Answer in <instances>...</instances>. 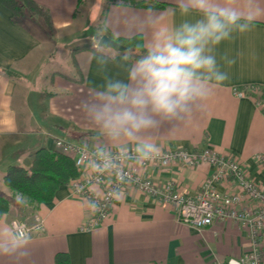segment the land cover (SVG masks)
<instances>
[{"label":"crops","instance_id":"0c3cea01","mask_svg":"<svg viewBox=\"0 0 264 264\" xmlns=\"http://www.w3.org/2000/svg\"><path fill=\"white\" fill-rule=\"evenodd\" d=\"M34 1L49 10L53 34L39 19L29 15L17 19L0 3V67L10 73L0 71V197L10 202L9 212L0 220V237L14 238L12 224H31L36 215L44 220V228L27 238L30 243L21 254L0 255V264H56L59 253L68 254L70 264H215L216 259L248 252L247 231L237 223L216 222L199 230L180 223L171 205L159 204L131 187L115 198L104 223L87 229L90 205L74 196L68 185L56 191L52 202L33 209L4 184L11 166L28 168L40 148L57 150V138L126 151H134L138 143L107 136L87 114L86 104L104 91L108 79L127 82V69L142 54L131 53L124 59L130 52L82 50L75 55L77 69L71 62L72 48L66 53L68 70H61L60 61L53 58L55 50L74 42L85 30L79 24V0ZM104 1L105 9L86 46H97L101 24L115 38L140 35L145 45L151 38L149 19L169 26L183 19L178 0H149L164 4L162 8ZM259 2L264 6V0ZM214 54L229 79L215 85L186 119L163 122L140 135L160 149L210 148L236 156L247 164L254 180L264 183V169L254 161L264 152V111L253 98L264 92V16L251 31L223 41ZM228 59L234 63L227 64ZM236 90L245 95L238 97ZM210 172L207 166H154L144 173L157 182L172 179L181 192L194 196Z\"/></svg>","mask_w":264,"mask_h":264},{"label":"clouds","instance_id":"9594fccd","mask_svg":"<svg viewBox=\"0 0 264 264\" xmlns=\"http://www.w3.org/2000/svg\"><path fill=\"white\" fill-rule=\"evenodd\" d=\"M177 10L183 19L172 26L149 19L151 38L127 69V82L108 79L104 91L86 104L87 114L107 136L138 142L134 152L140 161L160 151L140 134L166 121L186 119L215 85L227 81L216 47L235 33L251 31L264 16L259 0H178ZM29 243L22 234L0 237V255H19Z\"/></svg>","mask_w":264,"mask_h":264},{"label":"built area","instance_id":"2783aa9c","mask_svg":"<svg viewBox=\"0 0 264 264\" xmlns=\"http://www.w3.org/2000/svg\"><path fill=\"white\" fill-rule=\"evenodd\" d=\"M238 97L243 91L236 90ZM264 111V94L253 96ZM55 147L70 157L78 171L68 186L72 194L86 200L91 208L86 228L92 229L110 216L115 198L128 188L152 197L157 203L171 205L177 220L204 230L216 222L233 221L247 231L250 250L229 256L215 264H264V183L254 180L247 164L233 155L218 154L210 148L187 150L165 148L151 160L140 161L134 151L113 150L87 142L73 143L57 138ZM258 167L264 169V152L254 156ZM173 166L201 169L211 168L194 196L184 194L172 179L157 182L144 172L151 167ZM224 185L226 190H221ZM44 220L36 215L33 223L17 221L12 224L15 237L25 238L41 231Z\"/></svg>","mask_w":264,"mask_h":264},{"label":"trees","instance_id":"16d2710c","mask_svg":"<svg viewBox=\"0 0 264 264\" xmlns=\"http://www.w3.org/2000/svg\"><path fill=\"white\" fill-rule=\"evenodd\" d=\"M108 3L130 4L144 8H162L165 5L157 1L149 0H107ZM82 0H79L81 4ZM0 3L12 11L19 19L26 15L40 20L43 27L50 33H54L52 18L49 10L34 0H0ZM101 35H108L110 38L126 46L127 52L143 54L144 44L140 35L132 38H115L109 30L101 24ZM99 35L98 38L101 36ZM82 50H90L97 54H103V49L98 46H85L71 52V62L78 69L75 55ZM0 71L10 74L9 71L0 67ZM80 71V70H79ZM264 94V92H262ZM78 175L74 161L58 150L40 148L36 151L28 168L11 166L4 175V184L10 188L15 196L23 199L25 205L38 209L41 204L54 200L56 191L69 184L70 180ZM10 210V202L0 197V220ZM56 264H70L69 255L59 253L55 258ZM155 264V263H153Z\"/></svg>","mask_w":264,"mask_h":264},{"label":"rangeland","instance_id":"374dc122","mask_svg":"<svg viewBox=\"0 0 264 264\" xmlns=\"http://www.w3.org/2000/svg\"><path fill=\"white\" fill-rule=\"evenodd\" d=\"M105 4L106 3L104 0H82L79 8L78 19L79 24L85 26V30L84 32L80 33V35L74 42L69 43L67 46H60L55 50L57 52H54L53 58L60 61L59 69L64 71L68 70L67 66H69V63H66V61H68V56L66 55L68 50L70 51V49L72 48L73 50H75L85 47L86 44L90 41L89 36L94 33V26L103 13ZM100 21L102 22L103 19L101 18ZM73 50H71V52ZM214 244L216 245L215 242Z\"/></svg>","mask_w":264,"mask_h":264},{"label":"water","instance_id":"95a60500","mask_svg":"<svg viewBox=\"0 0 264 264\" xmlns=\"http://www.w3.org/2000/svg\"><path fill=\"white\" fill-rule=\"evenodd\" d=\"M97 46L105 50L111 49L115 52H125L127 50L126 46L110 38L108 35L100 36L97 41Z\"/></svg>","mask_w":264,"mask_h":264}]
</instances>
